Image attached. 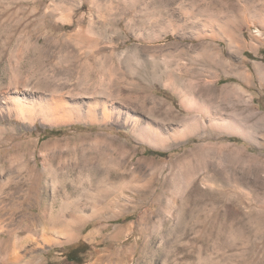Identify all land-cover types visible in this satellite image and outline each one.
Instances as JSON below:
<instances>
[{
  "label": "rangeland",
  "instance_id": "1",
  "mask_svg": "<svg viewBox=\"0 0 264 264\" xmlns=\"http://www.w3.org/2000/svg\"><path fill=\"white\" fill-rule=\"evenodd\" d=\"M6 97L31 110L0 109L25 259L264 264V0H0Z\"/></svg>",
  "mask_w": 264,
  "mask_h": 264
},
{
  "label": "bare ground",
  "instance_id": "2",
  "mask_svg": "<svg viewBox=\"0 0 264 264\" xmlns=\"http://www.w3.org/2000/svg\"><path fill=\"white\" fill-rule=\"evenodd\" d=\"M58 92V91H57ZM5 98V97H4ZM2 101V100H1ZM63 101V100H62ZM31 103V102H30ZM35 103V102H34ZM33 103V104H34ZM60 103V102H59ZM37 104V103H36ZM28 104H26L27 106ZM32 105V104H30ZM50 105V104H49ZM25 104H23V102L20 100L19 97H15L14 100H9L7 99L6 97V103H5V106H1V110H5L7 111V113H15L16 115H20V117L23 119V118H29L31 119V117H29V113L30 111H28V114L26 113L28 109H26V107H24ZM53 106V105H52ZM54 108V107H53ZM33 109V108H31ZM29 110V109H28ZM35 113L41 117L43 120L45 121H51L53 119H65L67 118L66 117V114H62L61 116H55L53 115V110L50 111V109L47 108L46 109H43L41 108L40 110L38 109H35ZM33 111V110H32ZM58 112V111H57ZM60 112V111H59ZM56 113V112H55ZM32 114V113H31ZM33 167V166H32ZM32 169V170H31ZM31 176L35 177V175L37 174V170L35 167L31 168ZM45 169V168H44ZM29 172V171H28ZM6 175V174H5ZM27 177V176H26ZM31 179V177H29ZM13 179L12 176H6V177H3V178H0V190L1 188L6 184H8L9 182H11V180ZM32 180V179H31ZM29 180V181H31ZM17 181V180H16ZM20 182V181H19ZM14 183V181H13ZM28 183V182H26ZM15 184V183H14ZM22 189V188H21ZM8 192V191H7ZM26 193V192H25ZM11 196V200L10 202H6L5 204L1 205V208L0 209H6L8 211L12 210L11 213L13 211H15L16 209L19 208V203L18 202H15L14 199H12L13 195L10 194ZM15 197V196H14ZM46 207V206H44ZM41 209V208H40ZM47 210V209H46ZM5 213V212H4ZM7 213V212H6ZM42 213V212H41ZM9 216L11 217V214L8 213ZM15 214V213H14ZM50 215V214H49ZM6 216V215H5ZM14 216V215H13ZM23 217L28 220V224L26 226L27 230H28V233L29 235H27V238H30L32 235H34L33 233L36 234V232L38 231V229L36 227H39L40 228V233L41 235L43 236V241L44 242H51L53 239L48 236V233L50 232H47L48 230H50V225L49 226H46L47 225V222H46V218H47V213L44 212L42 215H40V217H36V216H33V215H28V213H25L23 214ZM29 217V218H28ZM7 218V217H6ZM13 218V217H12ZM10 218V219H12ZM23 218V219H24ZM4 220L3 218V212L0 211V229L3 227L2 226V221ZM5 224V223H4ZM13 223H11L10 225H12ZM52 226V225H51ZM24 227V226H23ZM8 228V227H7ZM13 228V227H12ZM11 228V229H12ZM19 228V227H18ZM21 228V227H20ZM25 228V227H24ZM130 228V227H128ZM6 229V228H5ZM10 229V230H11ZM20 230V229H19ZM3 231V230H0V232ZM18 231V230H17ZM10 232V231H9ZM8 232V233H9ZM22 232V231H21ZM14 233V232H13ZM19 233V232H18ZM93 232L91 231L90 234H92ZM14 235V234H13ZM89 235V234H88ZM18 236V234H17ZM35 236V235H34ZM19 237V236H18ZM54 238V237H53ZM25 239V237H24ZM33 239V238H31ZM23 241V240H22ZM53 243V242H52ZM146 245V242L144 243V247ZM20 248H21V243L19 242V239H15L14 241H10L9 237L6 238V237H1L0 236V264H43L42 261L40 259H37V255L33 252V251H30V254L28 256V258L25 259V254L22 255L21 251H20ZM143 250V249H142ZM117 249L114 251L116 252ZM145 251V250H144ZM117 254V253H116ZM142 254V253H141ZM103 258V256H99L97 260H101ZM107 264H121V261L120 262H116L114 263L113 260L109 259L107 260Z\"/></svg>",
  "mask_w": 264,
  "mask_h": 264
},
{
  "label": "trees",
  "instance_id": "3",
  "mask_svg": "<svg viewBox=\"0 0 264 264\" xmlns=\"http://www.w3.org/2000/svg\"><path fill=\"white\" fill-rule=\"evenodd\" d=\"M159 155H164L165 153L164 152H157ZM72 252V250H70L69 252H68V255H67V258L69 257V254Z\"/></svg>",
  "mask_w": 264,
  "mask_h": 264
}]
</instances>
